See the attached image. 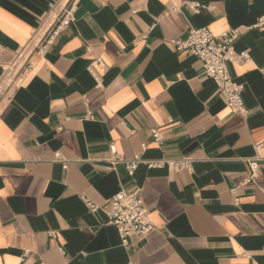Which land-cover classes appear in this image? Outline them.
Here are the masks:
<instances>
[{
  "label": "crops",
  "instance_id": "1",
  "mask_svg": "<svg viewBox=\"0 0 264 264\" xmlns=\"http://www.w3.org/2000/svg\"><path fill=\"white\" fill-rule=\"evenodd\" d=\"M262 16L264 0H0V75L34 48L0 97V264H264ZM190 27L238 30L246 115L169 42ZM136 187L152 228L124 246L105 208Z\"/></svg>",
  "mask_w": 264,
  "mask_h": 264
},
{
  "label": "built area",
  "instance_id": "2",
  "mask_svg": "<svg viewBox=\"0 0 264 264\" xmlns=\"http://www.w3.org/2000/svg\"><path fill=\"white\" fill-rule=\"evenodd\" d=\"M200 4H193L197 8ZM69 19L60 20L59 24L53 29L51 34L38 48V53L43 54L52 44L59 32L68 24L72 9L68 10ZM253 27H264V16L259 17ZM239 32L236 29L225 31L219 35L212 34L207 27H190L184 37H176L169 40L174 49L178 52H189L197 57L201 64L203 73L211 78L217 86L218 92L224 98L229 110L235 114L246 115L247 110L242 99V84L237 82L231 72V64L242 62L249 58L247 52H237L234 42L238 38ZM25 48L11 65L2 66L0 75V97L3 90L14 82L17 76L27 74L33 67L31 53L34 48ZM94 64L100 71H104L105 65L100 58H96ZM91 66H94L93 64ZM101 81V79H99ZM152 135L156 140H160L157 130H152ZM112 153L115 149L111 146ZM114 156L112 162H116ZM142 160L139 155H134L130 160L123 161L128 172L132 175ZM166 163L177 170L189 169L191 159L182 157L169 160H156L147 162L148 167L160 166ZM66 167V164L64 165ZM232 192L235 189L231 190ZM91 210H96L98 206L87 202ZM105 214L109 224L116 227L121 243L129 245V238L136 236L144 238L151 230L150 213L145 206L139 188L132 190H120L110 199L105 208Z\"/></svg>",
  "mask_w": 264,
  "mask_h": 264
}]
</instances>
